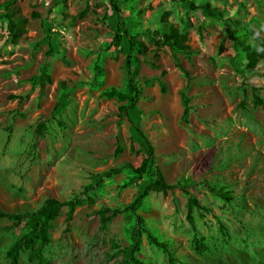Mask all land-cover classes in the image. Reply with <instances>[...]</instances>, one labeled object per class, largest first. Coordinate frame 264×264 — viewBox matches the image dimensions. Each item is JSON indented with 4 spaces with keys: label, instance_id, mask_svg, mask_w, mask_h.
Returning a JSON list of instances; mask_svg holds the SVG:
<instances>
[{
    "label": "rangeland",
    "instance_id": "374dc122",
    "mask_svg": "<svg viewBox=\"0 0 264 264\" xmlns=\"http://www.w3.org/2000/svg\"><path fill=\"white\" fill-rule=\"evenodd\" d=\"M117 1L128 32L148 47V55L136 53L132 63L142 97L140 128L167 181L188 186L206 208L195 210L194 231L187 195L152 192L137 211L144 228L167 242L182 264H264V104L255 105L253 92L264 99V59L250 72L243 50L254 41L252 31L264 36V0H191L220 8L223 19L179 1ZM12 11L28 20L17 41L6 17ZM172 25L188 36L190 57L157 50L150 39ZM115 30L109 0H0L1 211L25 213L48 198L70 200L104 172L139 166L149 156L145 141L119 118L123 102L103 94L128 85L126 55L112 43ZM49 42L55 47L52 81L42 89L33 77L46 61ZM184 86L194 107L188 126L182 124L179 95ZM41 122L47 130L39 135ZM132 175L127 170L106 178L92 200L84 197L69 224L63 209L44 250L47 264H122L136 218L121 213L104 229L98 212L130 204L154 178V166L130 184ZM213 187H226L235 199L225 202ZM11 226L0 220V264H10L6 252L26 231V222ZM141 240L143 264H169L168 253L151 245L146 233ZM197 242L205 245L202 253ZM20 264H33L29 251L21 253Z\"/></svg>",
    "mask_w": 264,
    "mask_h": 264
},
{
    "label": "trees",
    "instance_id": "16d2710c",
    "mask_svg": "<svg viewBox=\"0 0 264 264\" xmlns=\"http://www.w3.org/2000/svg\"><path fill=\"white\" fill-rule=\"evenodd\" d=\"M65 1V0H63ZM187 4L193 10H201L205 15L211 18H224V11L220 8L212 6L209 2L203 4H197L191 0H173ZM112 11L116 18V30L113 39V46L120 49L126 55L125 68L128 73V85L126 91H121L116 88H110L104 91V95L108 98H117L123 104L119 107V118L121 120H128L130 127L133 128L140 137L145 141L149 149V156L145 157L139 166L132 164H124L120 167L112 168L103 173L102 177L98 179L96 184H89L85 187L83 192L74 196L67 201H60L56 198H48L44 203L35 211L25 213H10L0 210V220L5 219L12 222V226L19 227L26 222V231L20 235V237L8 248L6 257L10 260V264H20V255L22 252L29 251V262L33 264H47L45 256V248L51 243L50 232L53 228V222L58 219L64 208H67L66 220L69 224L75 212V209L82 205L85 198L92 200L91 193L100 188L106 178L110 179L115 175L122 174L127 170L133 171V175L130 177L129 183L132 184L137 179H142L147 173L149 166H154V178L150 179L142 187L136 198L123 209L111 210L110 208H102L99 210V215L102 222V228H106L108 223L114 216L121 213H127V217L131 219L133 216L136 218V226L131 231L130 244L121 250L123 255L122 264H143L139 254L142 251V234H147V239L151 245L156 246L168 253L169 264H182L177 261V258L170 251L169 244L164 241H160L157 236L147 231L144 228L145 220L142 216L137 214V211L144 205L145 200L152 192H160L167 194L169 192L174 193L179 190L188 196L187 200V220L194 231L197 230L194 212L195 210H205L206 208L201 205L199 200L193 196L192 192L188 189V186L176 183L170 184L162 169L157 163L155 156V150L152 143L149 141L145 133L142 131L139 125V112L138 103L141 101V90L138 81L135 79L137 70L133 68V61L137 60L135 54L148 55L147 45L139 40V34H131L126 29L125 18L122 15L121 9L117 0H109ZM84 15V12L79 14ZM34 17H39V14L34 13ZM9 20V30L13 36V40L17 41L26 32V24L28 20L21 15H16L14 11L9 12L6 16ZM251 35L254 37L252 43L247 44L244 47L246 54L247 66L246 68L253 72L258 64L264 59V36H260L258 32L252 31ZM150 39L153 40L156 49L161 50L169 48L174 55L182 54L186 57H190V45L188 43V36L183 34L180 29L172 25L168 32H162L155 30L150 34ZM125 44L128 45V51L125 49ZM238 44V42H236ZM55 54V47L52 42H49V49L46 52V61L41 67L40 73L33 77V81L39 82L41 88H45L47 83H51L52 79L49 73L51 64V58ZM153 68L157 69L156 64H151ZM177 66L183 70L187 78H190L189 72L184 70L180 64ZM98 74H101L100 68H98ZM164 74L165 71H162ZM161 91L166 92V86L161 84ZM255 105H263L264 99L260 98L257 94L256 88H253ZM180 99L183 105L182 124L188 126L190 123V116L194 109L192 105V97L188 94V86H184L179 91ZM47 130L46 124L41 122L37 126V133L42 135ZM122 148L119 146L116 149V154L120 153ZM129 184H126V186ZM211 192L216 197L224 200L225 202H232L235 199L234 192L226 187H213ZM109 212L112 215L107 216ZM220 229L225 230L223 222L219 221ZM205 247L202 242H197V250L202 253Z\"/></svg>",
    "mask_w": 264,
    "mask_h": 264
}]
</instances>
